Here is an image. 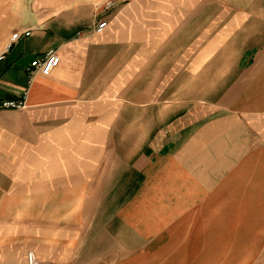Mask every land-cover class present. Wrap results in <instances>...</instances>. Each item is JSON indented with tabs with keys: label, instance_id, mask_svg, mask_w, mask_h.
<instances>
[{
	"label": "crops",
	"instance_id": "crops-1",
	"mask_svg": "<svg viewBox=\"0 0 264 264\" xmlns=\"http://www.w3.org/2000/svg\"><path fill=\"white\" fill-rule=\"evenodd\" d=\"M25 30L0 264H264V0H0V53Z\"/></svg>",
	"mask_w": 264,
	"mask_h": 264
},
{
	"label": "built area",
	"instance_id": "built-area-1",
	"mask_svg": "<svg viewBox=\"0 0 264 264\" xmlns=\"http://www.w3.org/2000/svg\"><path fill=\"white\" fill-rule=\"evenodd\" d=\"M113 5L112 1H108L106 6L111 7ZM107 22L105 20H99L96 23L95 31L100 32L106 27ZM30 34V30H25L23 32H13L8 41L4 46V50L0 53V60L4 59V54L11 47L12 43L17 41L21 36H28ZM59 56L56 51L51 49L47 51L43 56L33 58L26 70L28 72V78L31 80L32 75L35 72H39L41 75H49L51 71L58 65ZM26 102V92H23L20 98L18 99H0V109L5 108H14V109H22L25 107ZM28 263L29 264H37V260L32 253H28Z\"/></svg>",
	"mask_w": 264,
	"mask_h": 264
},
{
	"label": "rangeland",
	"instance_id": "rangeland-1",
	"mask_svg": "<svg viewBox=\"0 0 264 264\" xmlns=\"http://www.w3.org/2000/svg\"><path fill=\"white\" fill-rule=\"evenodd\" d=\"M30 253H32V252H30ZM33 254V253H32ZM34 255V254H33ZM37 260V259H36ZM37 264H38V261H37Z\"/></svg>",
	"mask_w": 264,
	"mask_h": 264
}]
</instances>
